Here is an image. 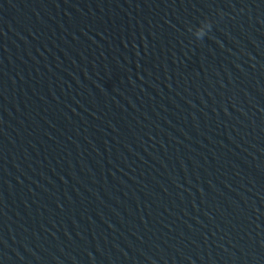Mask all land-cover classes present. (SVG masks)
<instances>
[{
  "label": "water",
  "instance_id": "95a60500",
  "mask_svg": "<svg viewBox=\"0 0 264 264\" xmlns=\"http://www.w3.org/2000/svg\"><path fill=\"white\" fill-rule=\"evenodd\" d=\"M0 264H264V0H0Z\"/></svg>",
  "mask_w": 264,
  "mask_h": 264
}]
</instances>
